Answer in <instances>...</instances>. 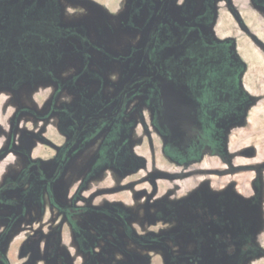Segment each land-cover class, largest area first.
Here are the masks:
<instances>
[{
	"label": "flooded vegetation",
	"instance_id": "af4514ba",
	"mask_svg": "<svg viewBox=\"0 0 264 264\" xmlns=\"http://www.w3.org/2000/svg\"><path fill=\"white\" fill-rule=\"evenodd\" d=\"M11 1V20L0 11V91L34 82L38 94L47 83L67 118L33 109L39 120L2 146L0 264L250 262L259 251L251 181L241 191L236 179L215 186L208 174L251 158V137L239 151L231 142L251 120L264 0H72L67 19L63 0H45L34 12L47 20L33 18L48 31L36 36L25 0ZM223 63L234 82L210 147L188 78ZM168 98L186 106L168 116ZM207 153L225 166H192ZM198 172L201 182L192 180Z\"/></svg>",
	"mask_w": 264,
	"mask_h": 264
},
{
	"label": "rangeland",
	"instance_id": "374dc122",
	"mask_svg": "<svg viewBox=\"0 0 264 264\" xmlns=\"http://www.w3.org/2000/svg\"><path fill=\"white\" fill-rule=\"evenodd\" d=\"M17 1L18 0L14 1L16 5ZM44 1L45 0H25V3L23 4L26 5L27 10L29 11L27 14L31 18H33V16L37 17L39 15V17L42 18L45 12L39 11V13L35 14L34 11L42 8ZM63 1V6L65 7V19H67V17L73 18V15L76 13V11H74V7L71 6L73 1ZM10 3L12 4L11 0H0V11L5 9L9 12L8 8L11 10L12 6ZM48 4L49 3H46V8L44 7L45 10H52L48 7ZM20 10H22V7ZM6 15H8L6 17L7 20L12 19L10 12L5 13V16ZM46 17H50V15L46 14ZM43 18L47 20L45 16ZM34 21V18L28 20L31 28L33 29L32 31L34 32L32 36H36V34H38L35 29H38L40 32L42 30H45V32L48 31L45 29L43 24L36 25ZM261 33L264 37V29L261 31ZM60 34H63V32ZM6 37L7 34L5 33L4 38ZM45 40L46 39L43 38L41 39L43 42ZM43 42H41V44ZM254 48L257 50V54L256 57H254L255 60L251 59V107L250 112H248V114L251 116V120H243L242 123L245 124L237 126V128L233 131V141L231 142L232 148L239 151V149L242 148L246 149L249 142L248 140L251 137V158L249 159L246 157V155L239 154L231 158L233 160V165H240V167H238L236 170H233L231 173H226L225 176H222L218 173H210L208 176H211V180L215 186H218L224 182L222 180L234 178L240 183L239 190L241 191L245 190L242 187H246V184L251 181V201L253 202L251 214L253 219L251 222V234L259 251L251 255V260L247 264H264V43L257 42L254 44ZM57 52L59 54V50H57L56 53ZM4 55V51L0 50V57H4ZM67 63L71 62L64 61L63 66H65ZM38 66L39 68H42L43 64H38ZM0 67H3V65H0ZM225 67L226 65L224 63L220 64L219 67L218 65H215L213 67V73L215 75L213 73L211 74V68H200L199 70L195 71L193 78H188V82L191 87L190 89H193V98L197 99L198 103L200 102V104L204 107L205 112L204 116H202L203 120L198 121L200 123V129L202 132V142L210 147L213 145L212 134L219 131L223 123L226 121L222 120L224 117L223 112L227 105L226 92L229 90L230 85L234 82L231 79L229 84L228 78L226 77L227 74ZM2 84L3 83H0V86ZM4 84H7V82ZM30 85V83L19 87L16 85L10 89L8 88L6 90L3 89L0 91L1 166L4 165L2 161L7 154V152L3 151L2 146L8 142L10 134L18 132V128L20 127L24 128L28 120H39L34 119V115L31 114V110H40L42 108V112H46V120L52 116L56 117L57 115L60 116L61 120H63V117L67 118V114L65 113V108H67V105H62V103L59 104L58 97H54L52 99L49 97L51 88L50 85L47 83L41 85V88L38 90V94L31 92L35 89V83L33 82L32 84L33 88H31ZM69 87L70 86L67 84L64 85V89L62 90L64 95L69 94V90H71ZM62 108H64V111H61ZM53 109H56V111H53ZM161 143L162 141L159 138V148L161 147ZM249 161L251 162V168H248V165L242 167V164H247ZM192 162V166H201V168L209 167L216 169L218 166H225V163L221 162L217 156L210 155L209 153L200 159L197 158V160H193ZM198 173L195 176L194 174H192L193 176L191 175L193 177L192 180L201 182L203 175ZM195 186L198 187L199 183H197Z\"/></svg>",
	"mask_w": 264,
	"mask_h": 264
},
{
	"label": "water",
	"instance_id": "95a60500",
	"mask_svg": "<svg viewBox=\"0 0 264 264\" xmlns=\"http://www.w3.org/2000/svg\"><path fill=\"white\" fill-rule=\"evenodd\" d=\"M184 104H181L177 101H173L172 99L168 98L166 99V108H167V115L168 116H174L177 114L179 110H182L184 108ZM188 107V104H187Z\"/></svg>",
	"mask_w": 264,
	"mask_h": 264
},
{
	"label": "crops",
	"instance_id": "0c3cea01",
	"mask_svg": "<svg viewBox=\"0 0 264 264\" xmlns=\"http://www.w3.org/2000/svg\"><path fill=\"white\" fill-rule=\"evenodd\" d=\"M259 37L262 39V41L264 42V37H263V35L262 34H259ZM256 54H257V50H253V51H251V56L253 57V58H251L252 60L254 59L255 60V58L254 57H256Z\"/></svg>",
	"mask_w": 264,
	"mask_h": 264
}]
</instances>
